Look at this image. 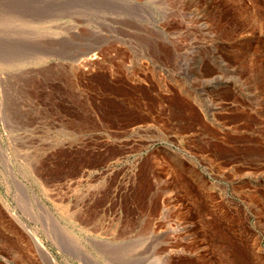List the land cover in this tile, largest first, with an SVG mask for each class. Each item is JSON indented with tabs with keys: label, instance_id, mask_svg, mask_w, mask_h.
I'll list each match as a JSON object with an SVG mask.
<instances>
[{
	"label": "rangeland",
	"instance_id": "374dc122",
	"mask_svg": "<svg viewBox=\"0 0 264 264\" xmlns=\"http://www.w3.org/2000/svg\"><path fill=\"white\" fill-rule=\"evenodd\" d=\"M27 229L56 264H264V0H0V264H47Z\"/></svg>",
	"mask_w": 264,
	"mask_h": 264
},
{
	"label": "bare ground",
	"instance_id": "6f19581e",
	"mask_svg": "<svg viewBox=\"0 0 264 264\" xmlns=\"http://www.w3.org/2000/svg\"><path fill=\"white\" fill-rule=\"evenodd\" d=\"M27 228V227H26ZM28 232L31 234V237L34 241L36 251L40 254L45 256L47 264H56L53 257L49 255L47 250L45 249L42 240L33 232H31L29 229H27Z\"/></svg>",
	"mask_w": 264,
	"mask_h": 264
}]
</instances>
